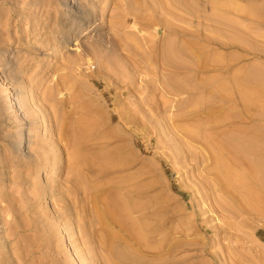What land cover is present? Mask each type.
Masks as SVG:
<instances>
[{
  "label": "rangeland",
  "instance_id": "obj_1",
  "mask_svg": "<svg viewBox=\"0 0 264 264\" xmlns=\"http://www.w3.org/2000/svg\"><path fill=\"white\" fill-rule=\"evenodd\" d=\"M249 12L264 18V0H0V264H121L99 218L125 179L182 230L171 264H264V27ZM82 139L121 166L73 172ZM128 246L160 263L155 244Z\"/></svg>",
  "mask_w": 264,
  "mask_h": 264
},
{
  "label": "bare ground",
  "instance_id": "obj_2",
  "mask_svg": "<svg viewBox=\"0 0 264 264\" xmlns=\"http://www.w3.org/2000/svg\"><path fill=\"white\" fill-rule=\"evenodd\" d=\"M251 15L252 14L249 12V13H246L245 17H248L249 20L251 19V22L254 25H256L257 27H264V18H259V17L256 18V17H253ZM55 120L56 119H54V121ZM57 135H59V134H57ZM84 135H86V134H84ZM58 137L59 136H57V138ZM82 137H83V135H82ZM78 142H79V144L74 142L75 144L73 146V154H72V158L70 159V165L72 166L73 172H75L76 170L82 169L80 172H82V176L86 180L89 181L90 178L92 179V177L96 176V175H104V173H107L108 170L110 168H112V167H109V166H111L112 163H115L114 169H116V167L119 168L121 166V164H119L120 162L115 161L122 154V153L121 154L119 153L118 149H115L114 151L112 150L113 152L111 151L110 153L105 151L106 153L99 152L98 154H96V151L100 150L99 148H97V149L86 148L84 146V139L78 140ZM39 151H40V149H38L36 151V153H39ZM248 154H250V153H248ZM252 154H254V153H252ZM252 154H250V155H252ZM214 156L216 157V155H214ZM217 160L218 159H216V161ZM220 161H222V159H220ZM218 163H220V162H218ZM217 166L218 165H216V167ZM221 166L224 167L223 169L229 178H233L232 177L233 173H235L237 175L240 174L238 171H235L232 167H228L224 162H223V165H221ZM47 169H48V167H47ZM214 170H215V168H214ZM70 171L71 170L68 169L67 172H70ZM110 171H111V169H110ZM217 171L218 172L220 171L219 168ZM257 172H258V168H257ZM67 174H69V173H67ZM82 176H81V174L78 173L77 177H81L80 179H82ZM228 177L226 179H229ZM223 179L224 178H222V181H223ZM81 181H83L85 189H86V191H88L89 188L87 187V185H85L84 179H82ZM252 181H253V179H252ZM229 183H231V182H229ZM230 185H233V184H230ZM106 188L111 189L112 197L107 201L106 206L103 207L104 208L103 219L99 218V220L101 219L103 223L107 222L110 224V226L113 225L115 227L113 233H111L110 231H105L106 236H107L106 241H107V243H110V247L108 249L109 256H111L113 259L118 260L121 264H154V262L150 259L149 256H147V257L141 256L140 257L137 253L134 252V250L130 249V247L128 246V243H131V242L134 243L135 242L137 245L141 246L143 248V250H145L148 254L152 253L153 250H156V249H154L156 247L152 246V244H155L157 246V248H159V251H160L159 257H161V260L159 261L160 263H156V262L155 263L156 264H171L174 257L176 258V256H174V255L181 250V245H182L181 239H182L183 234H182V230L180 228L178 229L177 227H173L171 225L170 215L168 213H166V211L164 209L155 206V203L152 201L148 202V201H142V200H139L137 198H134V180L133 179L114 181L111 184H109ZM226 189H228V187ZM92 191L98 192L99 189H97V190L94 189ZM88 193H89V191H88ZM250 195H252V194H249V196ZM239 198H241V197H239ZM241 202H242V199H241ZM94 217H95V213H94ZM97 223H98V221H97ZM93 224H95V223L93 222ZM95 228H96V225H95ZM99 235L101 236V234H99ZM101 242H103V241H101ZM115 244H117V245H115ZM114 245L118 246V247H114ZM234 252H235V250H234ZM175 264H178L177 260H176Z\"/></svg>",
  "mask_w": 264,
  "mask_h": 264
}]
</instances>
